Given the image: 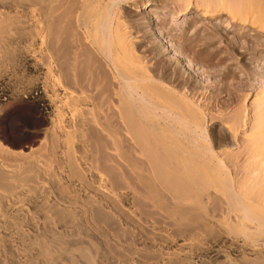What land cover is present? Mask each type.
Segmentation results:
<instances>
[{
    "label": "bare ground",
    "instance_id": "6f19581e",
    "mask_svg": "<svg viewBox=\"0 0 264 264\" xmlns=\"http://www.w3.org/2000/svg\"><path fill=\"white\" fill-rule=\"evenodd\" d=\"M74 1L77 5L80 4L77 8V5L74 8L72 6V4H75L73 3ZM74 1L0 0V51L4 53L6 48L8 52L4 53V58L5 56L7 58L8 54L13 57L12 53L15 55V51L17 52V50L10 52L11 49L9 50L8 48H17L18 45L19 48L21 46L20 49L18 48L19 51L22 50L25 54L27 53V50L23 51L25 49L34 48L33 50H37L38 57L36 59L38 61L34 60L37 79L35 84L24 93L29 97L31 96L41 114L47 116V119L50 120L53 144V150H51L55 152L61 151V154H58L62 155L63 161L61 160L60 163H63L60 165L57 162L59 167L67 168L68 173L65 172V174H68V180L70 178V180L75 179L82 183L88 182L85 177V172L87 171L82 168V163L85 165V162L89 165V172L94 170L96 171L95 173H99L98 177L101 175L99 177L101 178L100 182H104L102 186L104 184L107 185L109 181L105 179V181L107 180L105 183L102 176L106 175L107 177L108 175V179L109 177L112 179V182L109 181L113 190L112 197H108L105 192L106 200H103V197L100 196H104L101 194L103 190L100 189L102 191L97 196L101 197L102 202H104L102 203L100 200L95 203L94 201L92 205L90 204L91 209L89 210H91V214L89 215L86 212L89 215L88 217L91 218V220L87 218L86 220L87 222L91 221L93 230L86 223L87 228L84 227V232H81L84 236V239H82L85 240L84 244H81L84 245L83 248L78 250L81 251L79 255H81L80 258L83 260L81 261L82 264H212L208 259H206L207 261L201 260L200 263L189 262L190 259L193 260V257L198 254L189 246L196 249L198 241V246H200L203 241H207L206 239L210 238L214 240L213 242H216L214 247H212L213 253H215L214 260L218 261L223 256L221 253L226 248L229 249L227 256H224L225 260H222V263L218 261L219 264H264V88L258 87L259 89L255 92L256 95L252 103L255 113L251 111L254 116L252 115L253 117L252 119L250 118V121L244 120L246 117L244 118L245 114H243V111H240V114L237 111L235 112L237 117L235 114L234 119L230 118V123L228 125L225 124L226 126L224 125V128L227 127L228 129L224 133L229 130L232 131L235 134L232 136L235 137L236 142L239 143V137H242L239 135L243 132L242 130L245 131L243 140L246 136V141L244 140L245 142L243 143L242 141L243 144H240L241 152L243 151L242 154L240 152H237L239 155L235 153L236 158L234 157V159L232 156L234 154L229 151L226 153L221 148L223 149L221 151L226 156L231 153L232 155L230 156L233 160L230 159L231 157L229 159L225 158L224 154L218 151L220 149L219 145L222 144H219L217 148L216 137L213 130L209 129V115L212 113L210 104L205 109L194 101L195 98L190 96L193 94L192 92L191 94L188 91L179 90L177 86L170 84L171 79L170 82L167 79L166 81L155 79L156 76L153 75L154 78L146 70L147 67L144 65V60L143 62L141 61V56L138 55L140 60L138 56V58H135V55L133 56V48V52H131V44L127 43L129 40L126 42L128 36L121 32V23L118 21L119 15H117L120 4L132 0H79V3L78 0ZM151 1L138 0L146 8L155 5V3L151 4ZM172 1L175 3L174 6H177L176 3L179 4L180 11L176 10L178 8L175 9L178 17L188 15L195 10L201 14L202 20H209L211 23L214 21L215 23V20H222L225 17L224 21H231V27L240 24L243 28L250 27L253 29L257 37L260 34L264 35V32H260V29L264 31V12L260 7L262 0ZM58 2L61 4L55 6V3ZM69 3L73 10L65 5H69ZM67 8H70L71 12L70 9L68 12L73 14V16L69 13L67 15V18L72 16L70 22H66L65 19L67 18L62 15L63 13L67 14L65 10ZM59 9H64V12H60L62 15L60 19L64 17L62 24L60 21H55L58 20V16L55 17V14L61 11ZM164 11L166 12V10ZM119 12L118 14L121 16V12ZM151 19L148 20L150 23ZM202 20L200 23H202ZM203 23L206 22L204 21ZM224 23L230 26L229 21ZM67 24H69L68 28L72 26L73 29L70 28L72 33V30H75L74 28L78 29L76 34L75 31L74 34L66 31L67 26L65 27V25ZM221 29H223L222 26L208 25L207 29L204 28V31H206L205 35L199 36V32H195L191 36L193 38L188 41L195 43V49H198L195 50L198 52L197 55H205L209 61L213 62L212 66L209 65L210 68L212 67L210 70H214L222 76V82L219 81L223 84L221 88L219 87L220 93L226 94L232 104L237 101L239 103L243 99L244 101L239 103L242 109L249 97L250 100L253 97L250 96V93L256 87H251L252 90L251 88L247 90L245 88L249 84H244L241 80L238 86H230L227 83L226 80L228 79L232 80V82H237L239 78L238 74L231 69L232 61L238 60V57L240 58L241 56L242 60L240 61L243 64L241 63L240 72H243L247 79L252 76L257 77L258 71L255 72L245 61L248 56L252 57L258 54L260 49L264 47V43L260 42L259 39L256 40L257 37H254L255 35L253 39L247 34L241 35L243 36L242 39H245L244 42L229 41ZM125 30H128V28ZM126 34L129 35L130 33L126 32ZM157 34H160V32ZM195 36L196 38L194 39ZM155 37H158L156 39L162 41L166 46L168 45L169 42L165 40L166 36L164 37L160 34L158 36L155 35ZM16 40H19V42H16ZM184 47L190 48L191 46L184 45ZM193 49L191 48L192 52ZM18 55V62L16 57H13L15 59L12 60L14 63L17 62L18 65L12 63V66L16 67L19 64L26 66L27 58L24 54ZM4 58V62L8 60ZM263 63L264 60L262 59L261 64ZM10 64L9 62L8 68L11 66ZM2 66L4 67V65ZM176 66L179 65L176 64ZM5 68L8 70L7 67ZM6 75H2L3 77L0 78V98L7 97L8 94L4 89L5 87L3 88L10 76L9 73L8 77ZM255 77L252 78L253 81H255ZM186 83L189 85L188 82ZM194 92L197 94L195 90ZM200 98L202 97L200 96ZM211 116L213 115L211 114ZM213 118L215 119V117ZM224 122H228V119ZM229 133L232 134L231 132ZM225 143L227 144V142ZM109 149L115 154L116 159H114V156L104 154L106 151L108 153ZM225 149L227 150V148ZM113 161H116L118 169L120 166L124 170L128 167L130 168L129 173L135 176V180H133L136 181L132 182V178L128 177L131 181L130 185L136 186V189L138 188L137 186L140 187L137 190L142 195L139 196L147 200V202L150 201L152 208L145 205L146 203L143 204L145 201L142 199L143 203L134 202L133 209L131 208L130 212H125L123 210L125 206L123 205L124 207L122 208L119 205L120 203L112 199L115 196V191L121 188L117 186L116 177L118 175L115 177L116 173L114 175L113 171L106 166ZM29 163L31 164V162ZM32 164L35 167L37 165L35 163ZM7 167L9 168L6 165ZM123 168L122 171L124 173ZM29 169H27L26 173H21L18 170L9 171L3 169L0 165V188H3L7 194L13 189L16 190L15 188L19 185L21 186L24 181L27 182L31 179L27 175ZM118 171L121 170L119 169ZM120 175L121 177L124 176L121 173ZM120 175L118 178H121ZM125 175L127 176L128 174L125 172ZM125 177L123 180L126 183ZM94 180L89 181L96 184L97 180ZM126 185L128 189L127 186L124 188L129 190V184L126 183ZM90 186L88 187L91 191L93 188L95 193L99 192L98 189H94L93 184H90ZM18 188L20 189V187ZM124 188L120 189L121 194L124 192ZM118 191L116 193L119 194ZM131 192L133 193L134 191ZM135 193L133 194L135 195ZM128 195L130 194L128 193ZM107 197L109 198L108 200ZM87 198L89 197L87 196ZM116 198H118V201L124 199V197L120 199L119 196ZM93 199L96 200V198ZM111 199L112 201H109ZM105 202L108 204L105 205ZM84 205L86 206V204ZM146 207L148 210L155 208L157 209L155 212L158 211L157 213L161 217L163 215L167 225L164 226L163 222L160 223L163 225L161 227L163 230L166 228V234L163 231L160 236V233L158 234V237L156 233L155 235L147 230L145 225L151 221V223H155L156 219L154 220L153 214H149V211H145L147 210ZM67 209H64V211ZM51 211L54 212L52 208ZM65 213L62 212L64 215ZM59 215L63 216L60 213ZM83 215H85L84 211ZM150 215L153 216V219ZM159 215H157V219H159ZM72 217L69 218L71 220L75 219ZM51 221L54 222L55 220L53 221L51 218ZM80 224L83 223L81 222ZM80 227H75V229L83 230L82 225ZM90 229L93 233L104 238L105 241L100 237L99 239L104 242L95 240V237L93 238L94 234L90 232ZM179 238H183V241L181 240L182 244L187 242L184 247L187 244L189 246L184 248L178 242ZM189 242L195 243V246L190 245ZM155 243L157 245L164 243L167 244V247L164 250L161 247H156ZM220 245L226 246L221 253H219L218 249ZM201 247H197L199 251L203 248ZM187 248L192 251H187ZM203 252L201 250L202 254ZM48 254L51 256L50 252ZM197 257L199 258V256ZM211 259L214 263L213 258Z\"/></svg>",
    "mask_w": 264,
    "mask_h": 264
},
{
    "label": "rangeland",
    "instance_id": "374dc122",
    "mask_svg": "<svg viewBox=\"0 0 264 264\" xmlns=\"http://www.w3.org/2000/svg\"><path fill=\"white\" fill-rule=\"evenodd\" d=\"M80 1H82V0H80ZM80 1L78 0V3ZM171 1L172 0H170V1L169 0H161V1H159V0L153 1L152 0L151 4L155 3V5H153L152 7H147V8L144 7V5L141 2L139 3L138 0L137 1L132 0L129 2H125L124 4L123 3L120 4L118 10L121 12V16H120V14H118L119 11L117 12V15H119L118 21H120V23H121V32L125 33L124 34L125 36H128L129 39L128 38L126 39L125 36H124V38L126 39V42L129 40L127 43L131 44L130 49H131V52L134 51L133 56L135 55V58H138L139 56H141V61L143 62V60H144V65H146V67H147L146 70L149 71L148 73L151 76H153V75L156 76V78L154 76L153 77L157 80L159 79V81L160 80L166 81V79H167V81L170 82V79H171L170 84L175 85V87L177 86V89H179V90L188 91L190 93L192 92L193 94L191 93L192 95H190V94L189 95L192 98H195V100L194 99L193 100L196 101L197 104L202 105V107H204L205 109L207 108L206 106L210 104L209 106L211 108L212 113H210V115H209L210 116L209 117V129L213 130V133L216 137L215 139H216L217 144L216 143L215 144L217 145V148H218L219 144H222L223 146H225V147H223L222 145H219L220 149H218V151H219V153L221 152V154H224L225 158H228V159L231 157L230 155L234 154V155H232L233 159H234L235 153L240 152L242 154V152H243V151L241 152V145L240 144L242 143V141H243V143L246 141L245 140L246 136L244 137L245 141L243 140V136L245 135V133H244L245 131L242 130L243 132L240 133L239 136H242V137L241 138L239 137L240 141L238 143V142H236L237 140L234 139L235 137H233V136L235 134L232 131L229 130L228 132L224 133V131L228 130L227 127L226 128H224V127L226 126L225 124L228 125V123H230V121H231L230 118L234 119L233 117H235V114L237 117V113H235L237 111H238V113L240 111H243V114H245L244 118L246 117L244 119L245 121H247V120L250 121L252 119V117L254 116L253 115L255 113L254 108H253L254 105L252 106V103H253V100L255 98L254 96L256 95L255 92H257L256 90L259 89L258 87L264 88V82H262V81H264V78H263L264 77V65H263L264 63L261 64L262 59L264 60V47H262L260 49L258 54L254 55L255 57L254 56H252V57L248 56V58L245 61V62H247V64H249L250 68L254 69L255 72L258 71L257 72L258 76L257 77L254 76L255 81H253V79H252V78H254L253 76L250 79H247L245 74L243 75V72H240V70H241L240 68H242V64H243L242 61H240V60H242L241 56H240V58L238 57V60H236L234 62L232 61L233 65L231 66V69L234 70L238 74L239 78L237 79V82L236 81L232 82V80L228 79V80H226L227 83L230 86H232V85L238 86L239 82L241 80L242 82H244V84H247V85L249 84L248 86L246 85L247 87L245 86L246 87L245 89H247V90H250L249 88H251V87H256L255 90L253 91L254 93L253 92L250 93V96H253V97L251 98V100L249 97V99H248L249 101L247 100L245 102V106L243 105L244 108H242L243 109L242 110L240 108L241 105H239V103L243 102L244 100L242 99L241 101H239V103L237 101V102H234L232 104L229 101L230 99L226 94L220 93L221 91L219 89L222 87L221 85H223L222 83H220V82H222V76L220 74H218V72H216L214 70L213 71L210 70V69H212V67L210 68V66H212L211 64L213 62L209 61L207 59V56H205V55H201V56H200V54L197 55L198 52H196L195 50H198V49H195V43L190 42L188 40L193 38L191 36H193L195 34V32L196 33L199 32L198 33L199 36L202 34L205 35L206 31H204V28L207 29L208 25L209 26L218 25L220 27L222 26L223 27V29H221L222 33L225 35V37L227 36V39H229V41L244 42L245 39L244 38L242 39V37H243V36H241L242 34H247V36L254 39V37H257L256 33L250 27H244L243 28V26L240 24L236 25L235 27H231L232 23L230 20H228L230 22V26H227L228 24L224 23V22H228L226 20L228 18H226L225 19L226 21H224L225 17L222 20H215V23H214V21L211 23L209 20H207V21L204 19L202 20L201 14L199 12H196L195 10L192 11L191 13H189L188 15H185L183 17H178L175 9L178 8V9H176L177 11L180 9L179 4L176 3L177 6H174L175 3H173V1L172 2ZM64 2L66 3V1H64ZM73 3H75V4H72V6L74 8L77 4L75 1ZM131 3H133V4H131ZM55 4H56L55 6H57V4H61V3L58 2ZM263 4H264V1L262 0L260 2V5H261L260 7H261V10L263 9V12H264V8H263L264 5ZM65 5L67 7H71L70 3H69V5H67V4H65ZM79 5H77L76 8ZM123 5H125V6H123ZM73 8H72V10H73ZM61 9H59V10H61ZM69 9L70 8L65 9L67 14L66 13L62 14L63 16L65 15L64 17H66V18H67L68 13L71 14L70 13L71 9H70V12H68ZM164 10H166V12ZM62 11L64 12V9L61 11H58L59 14H58V12L55 14L56 15L55 17L58 16L57 17L58 20H55V21H60L61 24H62L63 19H64V17H62L63 19H60V16H62L60 12H62ZM71 15L73 16V14H71ZM72 16H68V18L65 19V21L70 22L72 19L71 18ZM263 16H264V14H263ZM150 18H152L151 23H150V21H148ZM200 19L202 20V23H200L201 22ZM145 21H146V23H145ZM204 21L206 23H203ZM208 22H209V24H208ZM148 23H150V24L148 25ZM122 24H123V26H122ZM68 25L69 24L65 25V27L67 26L66 31H69L70 34H74V31H75V34H76V32H77L76 30H78V29L74 28L75 30H72L73 31V33H72L70 28L71 29H73V28H72V26L68 28ZM190 25H192V26H190ZM125 26L128 28L129 31L125 30V29H127ZM147 26H148V28H147ZM154 26H155V28H153ZM151 27H152V29H151ZM190 28H193V29H190ZM254 28H256V27H254ZM122 29H124V30H122ZM173 29H175V30H173ZM152 31H154V32H152ZM158 31L164 37L166 36L165 40H166V42L170 43V45L168 43V45L170 47L168 45L166 46V44H164L162 41L156 39L158 37H155V35L156 36L160 35V34H157V33H159ZM126 32L130 33V34L128 35V34H126ZM151 32L154 34H152ZM260 32L261 33L264 32L263 29H260ZM168 35L169 36L172 35L173 37L172 36L169 37ZM239 35H240V37H239ZM195 38H196V36L194 37V39ZM258 39L260 42L264 43V35L263 34H260L256 40H258ZM16 42H19V40H16ZM184 45L185 46L187 45L188 47L191 46V47L187 48V47H184ZM15 47H17V45H15ZM3 48H2V52L4 51ZM18 48H19V45L17 48H13V49L8 48V49L9 50L11 49L10 52H12V51L14 52L15 50H17V52L15 51V55L12 53L13 57H16L17 62L19 59L18 54H20V55L24 54V56L27 58L26 66H23L22 64H19V66H16V67L12 66V63L18 65L17 62L14 63L12 61L15 58L11 57L10 54H8L9 56L7 55V58H6V56L4 58V53L6 54L8 52L6 50V48H5L6 52L4 51V53H1V51H0V54H1L0 60L2 61L3 58L5 60L8 59L5 62H4V60L2 62L0 61V69H2V70H0L1 71L0 72V76H1L0 78L5 76V74H7L6 75L7 77L10 75L8 78L9 80L6 81L4 86H3V88L5 87L4 88L5 91H7V93H8L7 97L0 98V165L3 169L9 170V171L10 170L11 171L12 170H15V171L18 170L21 173L22 172L26 173V171H28L27 169H29L31 166V168H30L31 170L29 169V173H27V175L31 179L33 177V179L32 180L29 179L28 180L29 182L24 181L23 184L25 183V185H23L21 183L22 185L18 186V187H20V189L17 187V188H15L16 190L13 189L12 191H10V193L8 192V194L3 188L2 189L0 188L1 189L0 197L3 196L2 198H0L1 201L3 200L2 203L0 201V204H1L0 205V264H72L73 262L76 264L77 260L79 261L77 264H82L81 261H83V260L80 258L81 255H79L80 254L79 252H81V251H78L79 249L81 250L84 246V245H81V244H84V241H85V240H83L84 236L82 233L84 232V230H85L84 227H86V225L89 226L93 230V226L91 224V221L87 222V220H86V218L88 220H91V218L88 217L91 214V210H89V209H91V205H92V203H94V201H95V203H98L100 200L102 202V199L106 200V193L108 194V197H112L111 194H113V190L111 189V183H110V182H112L111 181L112 179L110 177L108 179V175H107V177H106V175L102 176L104 181H105V179L110 181V182L109 181L107 182L108 183L107 185L104 184V186H102V184L104 182H102V183L100 182L101 178H99V177L101 175L98 177L99 173L98 172L95 173L96 171H94V170H91V172H89L90 171V170L88 171L89 165L85 162V165H84V163H82L83 164L82 168L85 171H87V172H85V177L91 181L94 179L97 180L96 184L94 182L87 180V179H86V181H88L89 183L88 182L82 183L81 181H77L75 179H73V180L71 179L73 181L72 182L70 180V178L68 180L67 168L63 169L62 166H60L61 167L60 168L59 164H58V162L60 163L61 160L63 161V159L61 157L62 155H59V154H61V151H59L60 149L58 150L59 152L52 151L53 150L52 149V146H53L52 137H51L52 124L50 123V120L47 119V116L41 114V112L39 111L37 105L35 104L34 100L31 98V96L29 97V96H27V94H25L26 93L25 91H28L35 84L36 79H37V77H36L37 72L35 71V68H34V63L37 60L36 58L38 57V53L36 52L37 50H33L34 48H29V50L25 49V50H23V51L27 50L26 51L27 53L25 54V52H22V50L19 51L21 46L19 49ZM132 48H133V51H132ZM191 48H194L193 52H192ZM0 50H1V47H0ZM204 57H206V58H204ZM139 60H140V57H139ZM8 61L11 63L10 65L14 68H12L11 66H10L11 68L10 67L8 68V66H9ZM23 64H24V62H23ZM176 64L179 66H176ZM2 65H4V67ZM1 66H2V68H1ZM5 67H7L8 70ZM180 67H181V69L179 70ZM26 68H28V69H26ZM175 68H177V69H175ZM4 70H6V71H4ZM177 70H179V71H177ZM150 72H152V73H150ZM8 73H9V75H8ZM177 79H178V81H177ZM251 79H252V81H250ZM256 79H257V81H256ZM192 80H193V82H192ZM174 81L176 82V84ZM226 81L224 80V82H226ZM186 82H188L189 85ZM232 83H234V84H232ZM185 84H186V86H185ZM181 88H183V89H181ZM194 90L196 91L197 94H195ZM251 90H252V88H251ZM43 96H45V94H43ZM200 96L202 98H200ZM204 98H206V99L204 100ZM215 98H216V100H215ZM211 99L213 102L211 101ZM201 100H203V101H201ZM247 106H249V107L245 108ZM246 110H247V113H246ZM251 111H253L254 113ZM211 114L213 116H211ZM249 114L251 117L249 116ZM213 117H215V119ZM216 119H218V120H216ZM227 119H228V122H224V121H227ZM244 129H245V127H244ZM221 132H222V134H221ZM229 132H231L232 134H230ZM241 134H243V135H241ZM220 135L221 136L224 135V136L221 137ZM220 138H222V139H220ZM219 141H220V143H219ZM225 142H227V144ZM221 148H223L226 151V153L229 151L232 154L230 153V155L226 156V154L223 153V151H221V150H223ZM225 148H227V150ZM109 150H108V153H113L111 150H110L111 152ZM104 151H106V150H104ZM106 152H104L105 155H109L112 157L114 156V159H116L114 153H113L114 154L113 155V154H108ZM237 154H236V156H237ZM56 157H57V159H56ZM59 158H61V159L59 160ZM109 158L111 159V157H109ZM230 159L233 160L232 157ZM116 161L115 162L113 161V162L107 164L106 166L108 168H110L111 171H113L114 175L116 173L115 177L117 175L119 177L120 173L122 175H124V176H122L123 178L120 175L122 180H121V178L116 177L117 186L121 187V188L117 189L116 187L113 186L114 188L117 189L115 191L114 195L116 197L119 196L120 199H121V197L122 198L124 197V199H121V201H118V198H116L115 196H113L112 199H115L118 203H120L119 205L122 208L125 206L123 208V210L125 212H128V211L130 212V210L133 209V206H134L133 203L134 202L140 203V202H142V199H143V201H145L144 203L142 202L143 204L146 203L145 205H147L148 207L149 206L151 207L152 203L150 201L147 202V200L140 197L142 195V194H140V191H138L140 189V187L137 186L138 187L137 188L138 190H137L136 186L134 187V186L130 185L131 184L130 179L132 178V182L135 180L134 179L135 176L132 173H131V175L129 173L130 168L128 167V168H126V170H124V168L122 167L124 170V173H123L122 168H120L121 166L120 167L118 166L119 169L121 170V171H118L119 169L117 168ZM29 162H31V164ZM32 163H35V165L37 164L36 167L32 166V165H34ZM61 163H63V162H61ZM61 163H60V165H61ZM5 164L7 166H9V168H11V169H9L8 167H7L8 168L7 169ZM15 164H16V166H14ZM17 165L20 166L21 169H20V167L18 168ZM13 166H14V168H13ZM15 167H16V169H15ZM27 167H29V168H27ZM62 169H63V171H62ZM127 169H128V171H127ZM92 171H93V174H92ZM65 172H67L66 173L67 176H66ZM125 172H126V174H128L127 176L125 175ZM131 172H132V170H131ZM27 175L25 174V176H27ZM36 177H37V179H36ZM124 177L126 178V183H128L130 186L129 190H127L128 186L126 185L125 181L123 180ZM118 180H120V181L118 182ZM74 181H75V183H74ZM106 181H105V183H106ZM77 182L81 183V184H78ZM134 182H136V181H134ZM90 184L91 185L93 184L94 189L95 188H96V190L98 189V191H99V192H97L98 194L94 192L95 190L93 191V188H92V191H91V189H89L88 186H90ZM96 185H98V186H96ZM99 185L101 188L99 187ZM105 185H106V187H105ZM125 186H127V189L124 188ZM122 188H124L123 190L125 193L127 190L126 195H124L125 193L123 191H122L123 192L122 194L120 193L121 192L120 189L122 190ZM130 188H131V190H130ZM133 188H135L136 190L135 189L133 190ZM100 189H102L103 191ZM2 191H4V192H2ZM117 191L119 192V194L116 193ZM131 191H134L133 193H135V191H136L135 195ZM92 192H94L95 194ZM100 192H101V194L104 195V196L100 195L101 197H103L102 199H101V197L100 198L98 197ZM128 193L130 195H128ZM92 194H94L93 195L94 197L92 196ZM86 195L91 199L87 198ZM136 196H138L141 199H139ZM4 197H6V198H4ZM108 197H107V200L109 199ZM128 197H129V199H128ZM86 198H87V200L88 199L89 200L87 201ZM93 198H96V200H94ZM133 198H135V199H133ZM167 198H169V197H167ZM112 199L109 201H112ZM126 199H128V200H126ZM4 200H5V202H4ZM126 202H128V203H126ZM84 204H86V206H90V207H86ZM104 204L107 205L108 203L105 202ZM127 207H130V208H127ZM51 208L54 210V212L51 211ZM67 208H69V209H67ZM64 209L68 210V211L65 210V211H67L68 214L65 213ZM73 209L76 211L74 212ZM146 209L147 210H145V211H149L148 212L149 214H151V215L153 214L154 220L156 219L155 223L154 222L151 223L152 222L151 221L147 225H145L147 230L151 233L153 232V234L156 233L157 236L159 233H160L159 234V236H160L163 233V231L165 233L166 228H164L165 230H163V228H161L167 222L164 219L163 215L161 217V215H159L157 213L158 211L155 212L157 210L155 208L150 209L151 211L148 210L147 207H146ZM72 210L75 213V215H77V216L74 215ZM59 211H61V212H59ZM83 211H84L85 215H83ZM57 212H59L63 216H60V215L58 216L59 213H57ZM62 212L65 213L66 217L64 214H62ZM69 212L70 213L72 212V213L70 214ZM86 212H88L89 215ZM69 214H70L69 217L73 216L72 218H75V219H73V220H75L74 222H72L73 220H71V218L68 217ZM55 215H57V216H55ZM78 215H79V218H78ZM86 215H87V217H86ZM151 215H150V217H152V219H153V216H151ZM157 215L160 216L159 219H157L158 218ZM54 217H56L57 220H56V218L54 219ZM62 217H64L65 220ZM76 217L78 218V220ZM51 218L53 221L54 220L55 221L52 222ZM161 219L164 221H162ZM48 220H49V222H47ZM79 220H80V222H79ZM76 221H78V222H76ZM81 222L83 224H80ZM160 222L161 223L163 222L162 223L163 225ZM77 225L79 227H80V225H82L83 230H79L77 228L75 229V227H78ZM166 225L167 224H165L164 226H166ZM149 228H150V230H149ZM91 229H90V232L93 233V231H91ZM93 234H94L93 238L95 237L94 238L95 240H97V241L100 240L99 242L105 241L104 238L100 237L98 234H95V233H93ZM165 234H163V235H165ZM99 237L104 241L99 239ZM181 240L183 241V238L182 239L179 238L178 242L181 245H183V247H184V244L187 242H183V244H182ZM206 240L207 241H203V243L200 246H198L199 241L198 242L196 241L198 243V244L196 243L197 247L202 246L204 248L203 249L201 247L202 252L204 251L203 254L201 253V250L200 251L198 250L197 247L195 249V248H192L191 246H189L188 244L185 245L184 248H186V246L187 247L189 246V248H191L192 250H195L196 253L198 252V254H196V256L193 257V260L190 259L189 262L200 263L201 260L208 259V261L212 262V264H219V262L222 263L225 260V257L227 256L229 249H227L226 246L225 247L221 246V245L219 246V248H218L219 253H221L224 248H226V250L224 249L225 251H223V253H221V255H223V256H221L218 259V261H219L218 262L217 260H214L215 259L214 258L215 253H213V248H212V247H214L216 242H213L214 240L212 238L206 239ZM110 242H111V240H110ZM189 243H190V245L195 246L194 245L195 243L194 244H193V242H189ZM45 245H46V247H45ZM159 245H157V243H155L156 247L157 246L161 247L164 250L166 249L165 247H167V244H164V243H162L161 246H159ZM206 247H207V249H205ZM189 248H187V251L188 250L192 251ZM209 248H211V249H209ZM226 251H227V253H226ZM248 251H250V250H248ZM49 252L51 253V256L49 254L47 255V253H49ZM200 253H201V255H200ZM211 254L213 257L210 256ZM202 255H204V256H202ZM197 256H199V258ZM205 256H206V258L203 259ZM72 258L74 259V261ZM211 258H213L214 263H213V261H211L212 260Z\"/></svg>",
    "mask_w": 264,
    "mask_h": 264
}]
</instances>
